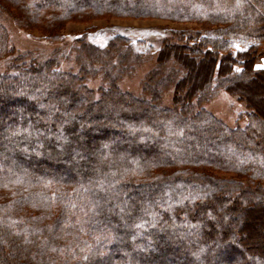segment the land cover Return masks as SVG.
<instances>
[{"label": "trees", "instance_id": "1", "mask_svg": "<svg viewBox=\"0 0 264 264\" xmlns=\"http://www.w3.org/2000/svg\"><path fill=\"white\" fill-rule=\"evenodd\" d=\"M0 12L56 46L18 52L0 23V264H212L215 251L264 264V0H0ZM109 15L191 27L110 29L101 43L62 31ZM152 58L140 92L121 90ZM219 90L244 103L242 126L202 106Z\"/></svg>", "mask_w": 264, "mask_h": 264}, {"label": "rangeland", "instance_id": "2", "mask_svg": "<svg viewBox=\"0 0 264 264\" xmlns=\"http://www.w3.org/2000/svg\"><path fill=\"white\" fill-rule=\"evenodd\" d=\"M0 23H2L7 30L10 45L13 46V48L16 49V51L18 52L30 51L35 55L44 58L51 55L56 49V46L54 44L43 39L39 31H26L21 29L18 24H16L3 12H0ZM164 27H169L173 29H186L190 28L191 24L173 22L154 17L138 18L109 15L104 17L102 16L90 20L88 22L69 21L65 24L64 29L62 31L66 36L70 38L72 35L78 34L83 30L92 29L90 34L94 36L93 40L95 42L101 43L108 36L110 29L117 30L121 33L128 35L132 39H136L147 38L150 36V33L162 30ZM65 49H67V46L65 47ZM211 62V60H205L204 62L208 66L207 75H209L211 69ZM152 63H154L153 58L147 60L140 66H137L131 73L123 75L118 80V86L120 87V89L135 95L139 93L140 83L142 82L147 71L152 66ZM7 64L8 63L6 60H0V72L5 71ZM257 65H262V68H264V58H262L256 64V66ZM61 66L63 68H75V64H73L72 61H62ZM98 83L99 81L97 78L88 81L89 86L93 88L96 87ZM253 83H255V85L258 87H261L262 85L258 81H255ZM171 92L172 91L170 90L165 92L163 97L165 100L163 101L164 103H171ZM202 106L211 114H213L216 118L221 120L228 127H234L235 125L242 126L244 123L240 116V114L245 108L244 103L239 101L236 96L230 95L224 90H219L213 98L205 102ZM152 110L155 112L154 108ZM202 123L203 122L201 121H197L195 123V126L197 128H200L199 131L202 133L205 141H211L210 133V135L208 133L203 134L204 131H202L203 129H201L203 128ZM262 225H264V221ZM261 231L262 229L258 231V234L261 237L260 248L258 247V249L264 252V232L261 233ZM184 248L185 246H182V249ZM250 248L252 250L249 251H255L253 249L255 248L254 245L252 247L250 246ZM223 260L228 259H225L224 255L218 254L215 251L212 253V258L210 259V262H213L212 264H218L223 262Z\"/></svg>", "mask_w": 264, "mask_h": 264}, {"label": "snow or ice", "instance_id": "3", "mask_svg": "<svg viewBox=\"0 0 264 264\" xmlns=\"http://www.w3.org/2000/svg\"><path fill=\"white\" fill-rule=\"evenodd\" d=\"M257 67L259 68V67H262V65H257Z\"/></svg>", "mask_w": 264, "mask_h": 264}]
</instances>
